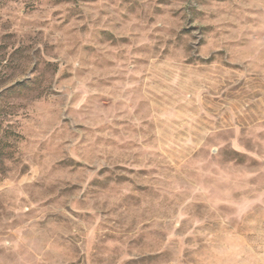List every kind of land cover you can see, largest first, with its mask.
I'll list each match as a JSON object with an SVG mask.
<instances>
[{
    "label": "rangeland",
    "instance_id": "rangeland-1",
    "mask_svg": "<svg viewBox=\"0 0 264 264\" xmlns=\"http://www.w3.org/2000/svg\"><path fill=\"white\" fill-rule=\"evenodd\" d=\"M44 2L45 0H0V62L7 61V64L0 67V80L9 71L18 69L19 61L29 55L52 56L53 59L43 61V67L55 74L60 72L61 62L55 59L60 52H64L69 58L79 52L82 64L89 63L90 58L97 54L95 44L85 43L81 47L80 42L74 40L69 43L75 46L65 51L63 39L53 42L51 38L56 33L63 32L73 20L80 21L90 17L89 9L98 0H48L50 11L47 19H26L40 12ZM212 2L213 0H104V7L96 20L89 19L88 23L80 24L79 32L81 36H85L91 31L96 43L122 47V51L116 53V58L123 60L126 58L124 51L131 47L139 33L129 30V34L117 36L116 30L125 29L133 19L146 21L132 24V28H138L141 32H146L161 17L167 16L170 21H184V26L179 30L159 26L148 33V40L157 41V45L151 48L147 43L131 47V52L136 54L132 64L143 67L148 62L142 59V55L150 50L159 51L161 43L166 45L163 52L167 53L171 47L179 49L184 45L186 37L196 40L197 37L192 35L196 32L199 35L196 47L202 48L207 45L213 32L218 37L221 34L228 35L229 29H235L237 25L229 20L222 21L219 25L194 23L205 17L216 19L217 14L232 15L224 9H218L214 13L204 12L203 8ZM215 2L225 3L226 0ZM9 5L13 7V11L5 13L4 9ZM108 9H111V15ZM105 16L108 17L107 20H103ZM101 22L107 27L89 28L90 24L99 25ZM242 23H251V18L246 17ZM26 28L36 30L34 34H21ZM217 28L220 31L217 32ZM76 31V28H72L66 35ZM159 32H165L169 39L164 41L157 35ZM227 43L244 49L250 42L246 36H241L240 41ZM192 47L187 44L185 51L190 52ZM240 55L243 56L244 53L241 52ZM209 60L211 63L215 62L214 57H209ZM188 62L190 61H186ZM244 63L247 65L250 62ZM115 64L116 60L100 55L95 60L94 67L104 70L114 68ZM210 66L211 64L207 65ZM222 67L241 68L238 64H225ZM71 69L72 65L66 64L64 71L60 73L59 83L71 80L73 75L83 79L88 71L83 68L74 73ZM168 73V68H160L157 74L167 76ZM31 79L41 78L38 75ZM138 79L145 78L111 75L97 79V83L103 87L127 83L128 87L119 100L114 98L116 92L112 95H102L99 92L85 95L84 91L77 93L73 99H83L84 105L91 104L104 115L124 108L127 104L124 111H130L131 116L136 117L147 105L146 100L138 98L139 93L142 90L151 91L147 84L137 85ZM149 83L155 84L157 81ZM89 87L93 86L84 83V90ZM231 91L228 89L222 92L216 99H235L236 97L229 95ZM66 95L67 93L54 91L42 97L51 109L49 116L61 105ZM128 96H131L130 100L125 99ZM159 99L162 98H157V102ZM193 111L187 105H177L175 110L167 112L156 110L152 113V121H141V125L147 126V131L143 126L130 128V134L138 136V140L126 139L124 144L115 140L108 141L104 146L127 154L128 159L112 167L106 165L101 168L81 192L82 185L71 181H65L62 185H45L38 178V172L44 161L45 145L53 137L62 138L65 134L76 137L85 131V125H70L69 119L65 117L59 121V128L51 131L49 136L52 121L45 119L43 112L33 117L10 104L0 107V264H46L50 256L59 254L65 257L59 264H104L107 259L104 253H118L125 245L140 249L142 254L138 258H131L130 252L123 258L112 256L109 264H116L117 260L119 264H264V173L252 175L260 166L256 157L264 148L260 144V140H264V133H256L258 139L255 140L251 137L243 142L235 139L231 146L224 145L209 160L208 155L213 152L215 144L212 137L204 133L212 131V125L221 127V120L211 119V112L205 109L209 114H202L195 123H191L189 118ZM117 115L123 116V113L117 112ZM225 118H228L227 113ZM238 120L245 127L255 122L249 117H238ZM113 124L130 125L131 121L122 118L113 120ZM109 128L111 125L105 124L96 131H106ZM60 129L64 131L61 132ZM87 131L90 133L92 129ZM112 131L114 135H119L120 128ZM149 131L151 135H148ZM45 136L47 139H44ZM79 141L84 144L85 137L80 136ZM96 142L103 143V138L97 137ZM33 145L36 146V152L31 153L33 159L25 163V157L31 152ZM37 154L39 161L35 159ZM78 155L76 153L68 158L77 165V169L73 171L87 169L90 174L92 167L77 159ZM217 155L220 156L219 160L216 159ZM213 164L215 167H212ZM57 165L61 167L57 168ZM64 166V160L52 165L58 172H63ZM99 176H104L105 179L100 180ZM97 189L110 194L109 201H105L106 210H86L88 197H94ZM77 192L81 194L75 200V208L63 202L65 198L75 197ZM113 197L115 202L108 208ZM121 209L131 217L129 227L124 229L128 239H125V235H117L111 226L112 216ZM70 217L74 219L70 220ZM171 217L179 218L180 226L174 232L162 231L163 222ZM73 228L77 230L73 232ZM65 232L68 234L65 235ZM71 256L76 258L69 259Z\"/></svg>",
    "mask_w": 264,
    "mask_h": 264
},
{
    "label": "clouds",
    "instance_id": "clouds-1",
    "mask_svg": "<svg viewBox=\"0 0 264 264\" xmlns=\"http://www.w3.org/2000/svg\"><path fill=\"white\" fill-rule=\"evenodd\" d=\"M154 2V0H153ZM181 5H173V7H180ZM104 7V0H98V2L92 6L90 11V17H86L84 20H73L63 32L56 33L51 39L53 42L63 39L65 42V51L68 48L74 47L70 41H79L81 47L83 44H95L97 54L90 58V62L82 64L80 61L79 52L74 57H66L64 52H60L55 59L61 62L60 72L55 74L52 71L45 70L43 67L44 60L53 59L52 56H36L29 55L24 60L19 61L18 69L9 71L3 80H0V107L6 104L19 107L27 115L33 117L38 113L43 112L44 118L52 121L51 130L48 135H51V131L59 128V121L67 117L70 121V125H85V131L80 132L78 136L73 137L70 134L63 135L62 138L53 137L47 145H45V151L43 152L44 161L41 163L38 178L45 185L54 184L62 185L65 181H71L72 183H79L82 185L81 192L88 185V181L92 176H96V173L106 165L112 167L115 164L123 163L128 159L127 154L116 151L115 148H109L104 146L108 141L115 140L119 144H124L126 139H139L138 136L130 134L131 127H145L141 125L142 120L152 121L154 119L153 112L159 110L161 112H167L169 110H175L177 105H187V108H192L193 114L190 116V122L195 123L201 115H208L205 109L211 112V119L221 120V127L217 128L212 125V131L205 132L207 136H211L215 148L213 152L208 155V159L211 160L213 154L224 145L231 146L235 139H240L242 142L248 138L253 140L258 139L256 133H264V0H226L225 3H216L215 0L208 6L203 8L206 13L217 12L218 9H224L225 12H231L232 15H220L217 14L216 19H204L194 21L198 25H219L222 21L229 20L236 24L235 29H229L228 35L221 34L216 36L213 32L208 38V43L202 48H197L196 44L199 40L198 33H192L197 39L193 40L191 37L185 38L184 45H181L179 49L175 47L169 48L167 53L163 52V48L166 46L161 43L159 51H148L142 55V59L148 63L143 67H137L132 64L136 54L131 52V47H137L141 44L147 43L150 48L153 45H157L156 40H148V33L153 29L163 26L165 29L171 27L179 30L184 26V21L179 19L175 21L168 20L167 16L159 18L155 24L147 29L146 32H141L138 28H132V24L146 23V21H136L133 19L131 24L127 25L125 29L116 30V35H127L129 30L132 33H139V36L133 40V44L127 50L124 51L123 60H117L116 53L122 51V47H112L108 43L99 44L95 42V38L92 37L91 31L81 36L79 32V25L88 23L89 19L95 21L100 14V10ZM47 9V10H46ZM250 9L258 11H247ZM13 11V7L9 5L4 9L5 13ZM48 0H45L41 6V11L35 16L26 17L29 20H44L49 16ZM109 15L112 14L111 9H108ZM251 18V23H242L245 18ZM108 17H103V20H107ZM95 27H107V25L90 24L89 28ZM72 28H76L77 31L66 35ZM36 29L26 28L23 32H32L34 34ZM220 31L217 28V32ZM251 33V34H249ZM164 41L169 39V36L165 32L157 33ZM241 36H246L250 42L247 48L241 49L239 47L230 45L229 41H240ZM187 44H191L192 50L190 52L185 51ZM222 52V54H221ZM241 52L244 53L241 56ZM103 55L108 59L116 60L114 68L98 70L94 67V62L98 56ZM209 57H214L215 62L211 63ZM161 61V63H157ZM186 61H190L186 63ZM245 61H249L245 65ZM66 62V63H65ZM7 64V61L0 62V67ZM66 64H71L75 73L77 69L86 68L88 71L84 75L83 79L73 75L71 80H65L63 83H59L60 73L64 71ZM211 64L210 67L207 65ZM240 65V69L232 67L224 68L222 65ZM36 65H39L37 68ZM160 68H168L169 73L167 76L158 75ZM134 69V70H133ZM204 73V74H201ZM40 76V80L31 79L35 76ZM139 76L145 79H138L137 85L147 84L151 91H141L139 93V99L147 101V105L143 108V111L139 116H131L130 111L125 112L124 108L128 105L125 104L124 108H118L111 111V114L104 115L99 113L98 108L91 104L84 105L83 99L74 100V96L82 91L85 95H91L92 93L99 92L102 95H112L116 92L115 99H121L128 87L127 83L113 84L111 87H103L97 83V79H103L107 76ZM97 78V79H94ZM42 81V83H41ZM150 81H157L155 84H150ZM90 83L93 87H89L84 90V83ZM78 85V86H76ZM232 91L230 96L236 97L235 99L218 100L217 97L221 96L222 92ZM58 91L67 93L66 97L62 99L61 105L57 106L56 111L52 115H48L51 111L50 107L46 105L42 97L50 95L52 92ZM203 94V95H202ZM11 97L10 99H5ZM157 98L159 99L157 102ZM125 99H131V96L125 97ZM82 105H84L82 107ZM135 107V105H133ZM117 112L123 113V116L117 115ZM225 113L228 114V118H225ZM238 117H249L254 119V123L245 124L238 120ZM127 119L131 121L130 125H117L113 124V120ZM28 123L27 121L25 122ZM34 123V121H33ZM111 125L108 130L96 131L101 125ZM92 129L89 133L87 129ZM120 128L119 135H114L112 129ZM243 129V131H241ZM61 132L64 129H60ZM219 133V136H217ZM152 133L149 131L148 135ZM59 136V133L57 134ZM85 137V143L80 144L79 137ZM97 137L103 138V143L97 144ZM47 139V136L44 137ZM70 141V143H65ZM189 142H191L189 140ZM204 144V141L200 142ZM260 144L264 145V140H260ZM79 145V147H77ZM206 146V145H205ZM36 152V146L33 145L31 152L25 157V163H28L33 159L31 153ZM79 153L76 157L82 160L85 165L92 167V172L89 174L87 169H77V165L72 163L68 158ZM255 153H250L254 155ZM117 157H123L118 159ZM39 161V154L35 157ZM219 160L220 156H216ZM260 161V166L252 172V175L257 176L264 173V148L260 150V155L256 157ZM59 160H64L65 165L63 172H58L52 165ZM11 164V161H5ZM61 165H57V168ZM215 167V164L212 165ZM35 171V170H34ZM71 173V174H70ZM37 178V177H34ZM98 179L104 180V176H99ZM80 192L76 193V196L69 199L65 198V201L72 207H76L75 200L80 196ZM110 194L103 192L99 189L96 190L94 197H88V207L86 210H94L99 212L106 210L105 201H109ZM115 198L113 197L108 203L107 207L113 206ZM93 205L95 208L93 209ZM63 211V209H60ZM123 213V215H122ZM64 215H69L64 213ZM74 219L70 217V220ZM116 221H120L117 223ZM131 217L123 209L114 213L112 216V228L117 235H125L124 229L129 227ZM180 226L179 218L171 217L169 220L163 222L162 231H175ZM139 227V225H137ZM77 229L73 228L75 232ZM68 233L65 232V235ZM129 236L125 235V239ZM47 251V249H44ZM58 252L60 250H57ZM131 253V258H138L142 253L140 249L128 248L123 246L118 253L106 252L104 256L107 258L104 264H109L112 256H120L123 258L127 253ZM69 259H75L71 256ZM65 257L62 254L52 255L46 261V264H59ZM119 264V261H116Z\"/></svg>",
    "mask_w": 264,
    "mask_h": 264
}]
</instances>
